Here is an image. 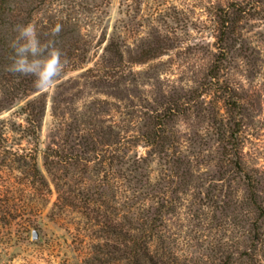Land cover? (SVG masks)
<instances>
[{
  "label": "rangeland",
  "instance_id": "374dc122",
  "mask_svg": "<svg viewBox=\"0 0 264 264\" xmlns=\"http://www.w3.org/2000/svg\"><path fill=\"white\" fill-rule=\"evenodd\" d=\"M29 15L37 33L71 18L37 37L67 63L44 91L0 96V264H86L133 192L190 264H264V0H46Z\"/></svg>",
  "mask_w": 264,
  "mask_h": 264
},
{
  "label": "trees",
  "instance_id": "16d2710c",
  "mask_svg": "<svg viewBox=\"0 0 264 264\" xmlns=\"http://www.w3.org/2000/svg\"><path fill=\"white\" fill-rule=\"evenodd\" d=\"M46 3V0H0V51L1 53H7V57L12 53L10 43L16 38L17 33L14 31L17 25H28L29 10L36 9ZM62 17H59V19ZM58 19V23L62 26L60 33L65 29L67 23L71 22V18ZM75 24H79V19H75ZM47 25H49L47 23ZM73 25V28L78 35H81L79 31V25ZM77 27V28H75ZM81 27V26H80ZM90 24L88 23L85 29V35L90 32ZM83 29V30H84ZM50 27H44L39 30L37 37L46 35L49 38L52 33ZM44 31V32H43ZM59 33V34H60ZM80 37V36H79ZM41 38V36H40ZM83 39V38H82ZM84 40V39H83ZM85 53V50H84ZM5 58L0 54V96L4 95L7 99L15 100L18 98L17 90H25L29 83H33L34 78H26L25 76L17 75L20 77V81L15 83L16 75H13L5 71L4 65ZM10 64L9 59H6ZM27 82V83H26ZM1 98V97H0ZM6 99V100H7ZM3 101L0 99V110H2ZM27 118V126L25 130L33 141L37 143L39 140L38 125L35 120L29 118L32 113L25 109ZM34 113V112H33ZM36 116L40 111H36ZM128 142L126 141L125 149H128ZM154 142H151V145ZM51 151V152H50ZM56 149H48L46 153L47 159L52 156L56 157ZM32 156V155H31ZM32 159L33 174L36 175L38 171L36 157H30ZM126 162L129 167L126 169H137L139 167V161L141 157L136 155L135 157L128 158ZM137 165V167H136ZM133 167V168H132ZM128 191V190H127ZM134 194V195H133ZM135 192L132 193L133 198ZM127 199L122 209V221L119 223L113 220L107 224V237L104 241H98L92 246V252L87 251L85 257L86 264H190L191 261L187 260V257L179 256L174 251L163 245V235L158 231L159 226L156 223V218L152 214L153 206H150V202L138 201L130 203L133 198L129 195H125ZM162 226V225H161ZM161 241L162 245H159ZM165 243V242H164ZM195 264V263H194Z\"/></svg>",
  "mask_w": 264,
  "mask_h": 264
},
{
  "label": "clouds",
  "instance_id": "9594fccd",
  "mask_svg": "<svg viewBox=\"0 0 264 264\" xmlns=\"http://www.w3.org/2000/svg\"><path fill=\"white\" fill-rule=\"evenodd\" d=\"M14 31L17 35L10 43L12 53L8 57L10 64L5 66V71L13 75L33 77V86L37 91L52 87L67 63L62 59L57 42L49 40L41 45L31 24L17 25ZM60 31L59 23L51 29L53 36Z\"/></svg>",
  "mask_w": 264,
  "mask_h": 264
},
{
  "label": "water",
  "instance_id": "95a60500",
  "mask_svg": "<svg viewBox=\"0 0 264 264\" xmlns=\"http://www.w3.org/2000/svg\"><path fill=\"white\" fill-rule=\"evenodd\" d=\"M34 237H36V233H34Z\"/></svg>",
  "mask_w": 264,
  "mask_h": 264
}]
</instances>
